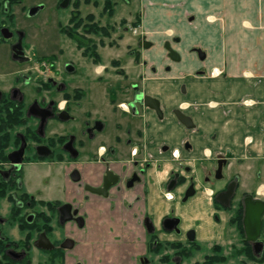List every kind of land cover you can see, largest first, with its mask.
Masks as SVG:
<instances>
[{
    "label": "flooded vegetation",
    "instance_id": "1",
    "mask_svg": "<svg viewBox=\"0 0 264 264\" xmlns=\"http://www.w3.org/2000/svg\"><path fill=\"white\" fill-rule=\"evenodd\" d=\"M42 9V2L0 0V264H124L125 252L139 244H125V251L115 243L122 219L135 232L143 229L152 247L159 230L193 241L197 230L185 229L179 207L195 199L208 203L215 223L224 220L245 235L246 209L256 211L264 202V184L254 177L245 183L242 171L255 162L254 135L221 124L208 129L205 113L238 118L253 112L255 100L240 97L235 108L215 101L207 106L188 85H149L158 72L153 41L135 29L130 51L117 49L119 43L105 51L104 40L91 38L93 18L77 21L88 33L77 35L85 42L76 47L78 55L56 57L45 39L38 50L30 19ZM164 46L170 59L180 60L170 42ZM96 68L102 74L113 69L124 83L88 84L84 79ZM261 133L262 169L264 127ZM240 147L246 154L238 153ZM165 162L172 167L164 194L174 204L159 220L152 208ZM263 223L264 212V243ZM245 242L253 249L246 236ZM176 244L164 264L182 263L187 250ZM129 259L150 264L135 253Z\"/></svg>",
    "mask_w": 264,
    "mask_h": 264
},
{
    "label": "rangeland",
    "instance_id": "2",
    "mask_svg": "<svg viewBox=\"0 0 264 264\" xmlns=\"http://www.w3.org/2000/svg\"><path fill=\"white\" fill-rule=\"evenodd\" d=\"M62 1L31 0L32 4L42 2L44 5V9L30 19L29 34L36 49H40L45 39L48 52L55 53L56 57L69 59L73 57L72 54L78 55L76 47L85 42L78 41L77 35L88 33L77 26V21L83 18L85 22L93 18L90 26H93L96 36L91 38L95 42L100 38L104 40L105 51L115 50L118 43L120 46L117 49L130 51L136 45L135 29L153 41L158 72L146 81L149 85L164 88L169 85H188L190 90L199 93L200 99L207 106L215 101L224 108H235L240 97L243 100L253 98L256 102L253 112H240L238 118L235 113L228 117L219 110H207L205 114L208 129L219 128L221 124L220 128L229 132L247 129L253 133L255 162L248 163L253 165L252 168L244 166L246 168L242 171L245 183L252 181L251 177H254L261 186L264 184V166L261 169V162L257 160L263 153L259 150V140L264 127V9L258 6V0H110L109 5L106 0H70L65 8L60 6ZM107 32L110 36L104 38L103 34ZM231 36L235 37L233 45L229 39ZM166 41L178 51L179 61L168 56L164 46ZM230 45L234 46L232 56L228 55ZM198 49L205 51V59L199 58ZM103 56H107V53ZM167 66L170 70L164 68ZM124 67L130 73L129 63ZM215 69L221 72L217 78L214 77ZM137 72L142 77L146 76L145 71ZM129 75H126L127 82L130 81ZM122 76L117 75L113 69L102 74L96 68L94 74L89 75V81L86 77L84 80L94 85H119L124 83ZM142 77L138 78L145 85ZM162 96L167 97V94ZM236 139L238 138L233 137L232 140ZM229 142L226 139V143ZM245 152L241 147L238 149L239 154H246ZM171 167V164L165 162L158 169V201L153 204L152 211L159 220L174 204L164 194V183ZM258 171L259 178L256 175ZM260 195L264 197V193ZM179 208H182L179 210L184 217L183 226L185 229L195 228L197 237L191 241L159 230L157 246L152 247L151 239L143 229L135 232L133 223H126L122 219L121 228L118 226L120 236L115 243L119 247L123 246L122 248L125 244L132 248L133 241L139 244L129 253L124 248V264H135L129 259L132 253L148 257L150 264H164L165 260H169L168 256L178 251L179 244L176 243L179 242L187 250L181 264H264V251L260 257H256L253 249L247 246L243 231L226 224L224 220L215 223L207 202L195 199ZM261 239L264 241V223Z\"/></svg>",
    "mask_w": 264,
    "mask_h": 264
},
{
    "label": "water",
    "instance_id": "3",
    "mask_svg": "<svg viewBox=\"0 0 264 264\" xmlns=\"http://www.w3.org/2000/svg\"><path fill=\"white\" fill-rule=\"evenodd\" d=\"M67 5L68 0L62 1L61 7H66ZM41 8L42 5L35 7L31 10V14L35 15ZM166 47H168V45H166ZM198 56L201 60H203L206 58V53L201 49H198ZM179 58L180 57L177 56L175 60H179ZM258 202L262 203L258 205L261 207H259L256 211L248 207L246 209V214L244 218L245 236L249 242L253 243V252L256 257H260L264 251V243L259 240L261 234L262 214L264 212V202L260 200ZM192 234V232L189 234V237L191 239L193 238Z\"/></svg>",
    "mask_w": 264,
    "mask_h": 264
},
{
    "label": "crops",
    "instance_id": "4",
    "mask_svg": "<svg viewBox=\"0 0 264 264\" xmlns=\"http://www.w3.org/2000/svg\"><path fill=\"white\" fill-rule=\"evenodd\" d=\"M259 2H257V3H259V7H262L263 9H264V0H258ZM190 20H192V17H190ZM230 42L232 43V45H233V43H234V39H235V37L234 36H231L230 38ZM232 45H230L228 48H229V51H228V55H230V56H232V53H233V47L234 46H232ZM239 46H237V48H238ZM231 58V57H230ZM231 74H232V72H231ZM219 75H221V72L220 71H218V70H214V77H219ZM232 77V76H231ZM234 77V76H233ZM221 85H223L222 83H221Z\"/></svg>",
    "mask_w": 264,
    "mask_h": 264
},
{
    "label": "trees",
    "instance_id": "5",
    "mask_svg": "<svg viewBox=\"0 0 264 264\" xmlns=\"http://www.w3.org/2000/svg\"><path fill=\"white\" fill-rule=\"evenodd\" d=\"M90 0H85V2H89ZM107 5L110 4V0H106Z\"/></svg>",
    "mask_w": 264,
    "mask_h": 264
}]
</instances>
